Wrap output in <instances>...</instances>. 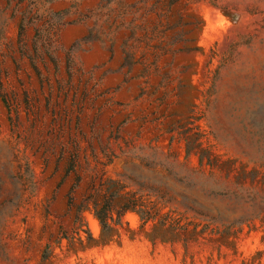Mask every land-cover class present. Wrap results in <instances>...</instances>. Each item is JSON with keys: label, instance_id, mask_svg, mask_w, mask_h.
Wrapping results in <instances>:
<instances>
[{"label": "rangeland", "instance_id": "obj_1", "mask_svg": "<svg viewBox=\"0 0 264 264\" xmlns=\"http://www.w3.org/2000/svg\"><path fill=\"white\" fill-rule=\"evenodd\" d=\"M74 1L86 13L100 0L52 6ZM181 3L190 49L161 62L184 83L174 104L136 99L141 81L123 82L118 46L81 39L90 20L61 32L78 99L54 87L47 108L48 87L25 60L16 67L18 18L0 0V75L21 120L11 127L0 97V264H264V0ZM74 145L76 203L112 180L137 204L107 234L92 203L82 219L67 213Z\"/></svg>", "mask_w": 264, "mask_h": 264}, {"label": "trees", "instance_id": "obj_2", "mask_svg": "<svg viewBox=\"0 0 264 264\" xmlns=\"http://www.w3.org/2000/svg\"><path fill=\"white\" fill-rule=\"evenodd\" d=\"M53 1L7 0L12 17L18 18L16 52L19 58L14 59V62L19 69V61L25 60L41 88L45 85L48 87L47 108L50 106L54 87L59 96L66 97L74 89V101L78 99L79 86L74 87V45L67 47L61 39L63 28L77 21L88 23L93 20L86 34L81 37L84 42L97 41L110 50L112 55L118 46L122 55L120 69L125 70L123 82L131 79L141 81L138 83L136 99L146 100L147 95L149 99L153 98L150 103L157 102V107H160L174 104L175 100L171 99L182 94V78L174 70L165 69L169 63H161L164 58L174 59L177 53L190 49L188 42L192 38L189 35L194 28L188 26L192 23L186 21V15L180 11H176L177 14L174 12L175 5L183 4L181 0H100L94 10L88 9L86 13L77 10V1L69 7L59 9L53 8ZM74 13L78 14L77 17L70 19ZM60 51L63 52L62 56ZM153 77H161V81L154 84ZM81 81L82 79L79 80ZM161 88L162 95H157ZM83 93L85 97L88 96V92ZM98 96L95 94L94 98ZM0 97L7 108L8 120L13 128L21 120L17 110L14 116L12 114L14 110L6 96L1 75ZM26 104L25 111L28 114V101ZM78 150V145H74L73 150L69 151L70 156L61 181L64 182L72 172L76 175V182L68 192L67 213L71 214L75 208L76 218L82 219L84 210L92 203L93 213L102 225L103 232L107 234L114 224L119 223L125 212L134 209L137 204L120 193L121 188L112 180L92 184L76 203L74 192L80 180L77 172ZM64 151L65 146L56 160L57 166L64 158ZM42 158L43 166H47L48 157Z\"/></svg>", "mask_w": 264, "mask_h": 264}]
</instances>
